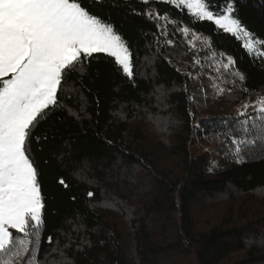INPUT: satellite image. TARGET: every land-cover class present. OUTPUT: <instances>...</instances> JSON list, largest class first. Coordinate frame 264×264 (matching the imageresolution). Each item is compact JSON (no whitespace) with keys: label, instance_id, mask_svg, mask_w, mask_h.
Returning a JSON list of instances; mask_svg holds the SVG:
<instances>
[{"label":"trees","instance_id":"obj_1","mask_svg":"<svg viewBox=\"0 0 264 264\" xmlns=\"http://www.w3.org/2000/svg\"><path fill=\"white\" fill-rule=\"evenodd\" d=\"M210 3L218 6L213 8L218 14L232 3L234 17L264 41V0ZM92 11L112 23L131 46L135 85L112 58L100 55L88 63L83 76L73 74L77 92L62 97L66 108L56 109L36 128L31 155L46 203L41 256L49 247L47 236L55 241L61 229L70 231L72 225L66 223L70 220L83 225L76 243L80 238L87 241L82 251H74L75 245L69 251L74 264H264V152L256 149L236 163L228 136L243 119L232 113L235 108L264 94V61L254 60L242 39L218 32L210 22L192 23L215 50L232 56L235 69L245 75L243 82L237 78L235 84L221 83L210 59L202 71L191 68L194 53L187 47L191 36L186 39L178 31L189 22L183 12L160 0L151 6L140 0H105ZM148 11L170 13L169 21L178 20L167 24L174 46L163 47V56L155 59V24L142 15ZM196 48L206 46L196 41ZM198 55L203 58L204 53ZM185 71L200 73V79L186 80ZM213 82L231 88V94L217 95ZM202 85L206 96L200 92ZM150 94L161 96L168 105L156 117L161 124L167 122V131L156 129L131 103L143 107ZM189 94H195L196 102H189ZM82 104L87 115L81 113L79 119L67 111L79 112ZM119 112L127 118L114 115ZM172 133V144L165 145ZM152 134L156 143L149 140ZM35 136L41 137L39 142ZM160 157L173 158L181 172L161 171ZM134 171L145 172L141 182H152L154 192L145 196L132 185ZM61 178L67 187L59 183ZM88 191L94 197L89 198ZM104 198L117 207H101ZM169 228L173 235H168Z\"/></svg>","mask_w":264,"mask_h":264},{"label":"snow or ice","instance_id":"obj_2","mask_svg":"<svg viewBox=\"0 0 264 264\" xmlns=\"http://www.w3.org/2000/svg\"><path fill=\"white\" fill-rule=\"evenodd\" d=\"M140 2L151 6L157 0ZM160 2L189 17L188 24L179 27L178 31L186 39L191 36L187 40L188 49L194 53L191 68L202 71L205 61L210 59L216 65V80L230 84H235L237 78L241 82L245 80V75L235 69L232 56L219 53L210 38L202 39L201 34L192 29V23L201 22H210L218 32L242 39L246 53L254 60L264 61V41L254 38L234 17L232 3H228L222 14H218L213 10L218 6H213L210 0ZM104 3L105 0H0V264H74V257L69 256V251L73 250V245L74 251H82L87 243L83 238L76 243L83 225L78 226L69 220L66 223L72 225L71 230L64 232L61 229L55 241L52 235H48L46 243L49 247L43 250L41 256L46 203L40 173L31 155V143L40 123L56 109L66 108L61 102L62 97L77 92L73 74L83 76L88 63L98 56L112 58L124 78L135 85L131 46L112 23L92 11L99 10ZM142 15L155 24L153 59L157 55L163 56V47L174 46L167 24H177L178 20L169 21L170 13L161 15L157 11ZM161 38L164 39L163 45ZM196 41L206 48L197 49ZM200 52L204 53L203 58L198 55ZM144 59L147 61L148 56ZM224 60L226 62H222ZM182 74L186 80L200 79V73L193 75L192 71H185ZM211 87L217 95L232 92L231 88L225 89L215 82ZM200 92L207 95L203 85ZM188 99L189 102H196L195 94H189ZM149 101L154 103L149 106ZM131 103L137 112L147 114L162 131L167 130V122L161 124L156 118L162 106H168L161 96L150 94L143 107L135 101ZM125 106L121 104V108ZM67 111L77 119L81 118V113L87 115L83 104L79 112L71 108ZM114 115L120 119L127 118L124 112ZM238 116L243 119L229 130L228 136L230 144L235 146L230 154L236 163H241L245 154H251L256 149L264 152V94H257L254 100L245 102ZM238 135L240 138H237ZM40 139V136H35L37 142ZM59 183L67 187L63 178ZM94 195L93 191L87 192L89 198ZM99 204L104 208L117 207L116 202L107 198Z\"/></svg>","mask_w":264,"mask_h":264},{"label":"rangeland","instance_id":"obj_3","mask_svg":"<svg viewBox=\"0 0 264 264\" xmlns=\"http://www.w3.org/2000/svg\"><path fill=\"white\" fill-rule=\"evenodd\" d=\"M243 41V40H242ZM243 104L244 103H242L241 105H239L237 108H235V110L232 112V113H236V112H238L241 108H242V106H243ZM250 110H252V109H250ZM154 125V127L157 129L158 127L155 125V124H153ZM152 128H153V126H152ZM153 130H154V128H153ZM167 131V130H166ZM150 138H149V140L151 141V143H156V142H154V141H157L158 139H156V137L152 134V135H150L149 136ZM174 140V136H173V133L172 134H168V136L165 138V145H171L172 144V141ZM207 147H205V149H206ZM210 150H213L214 149V147L211 145L210 147ZM213 148V149H212ZM158 154H162V152L161 151H159L158 152ZM217 160H215V162H216ZM175 162L176 161H174L173 160V158H166L165 157V159H161V157L159 158V161H158V163L160 164V166L158 167L161 171H165V172H171V171H173L175 174H178V173H180L181 172V170H180V168L177 166V164H175ZM144 173L145 172H143V171H134V173H133V176H134V180H135V182L132 184L135 188H137L138 189V191H140L141 193H143V194H146L145 196H147V194H149L150 192H152L153 191V187H154V184L151 182V184L150 183H145V182H141L143 179V177H144ZM154 192V191H153ZM144 196V197H145ZM174 230H172L171 231V228H169V231L167 232L168 233V235H173L172 233H174L173 232ZM158 239H160V238H158ZM178 260H181V258H179L178 257ZM175 264H183V262L181 263L180 261H175Z\"/></svg>","mask_w":264,"mask_h":264}]
</instances>
